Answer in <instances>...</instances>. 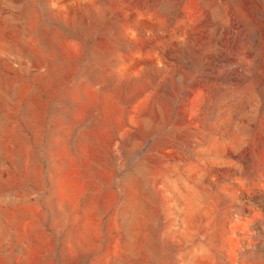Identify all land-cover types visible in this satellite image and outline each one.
I'll use <instances>...</instances> for the list:
<instances>
[{"label":"rangeland","instance_id":"rangeland-1","mask_svg":"<svg viewBox=\"0 0 264 264\" xmlns=\"http://www.w3.org/2000/svg\"><path fill=\"white\" fill-rule=\"evenodd\" d=\"M0 264H264V0H0Z\"/></svg>","mask_w":264,"mask_h":264}]
</instances>
